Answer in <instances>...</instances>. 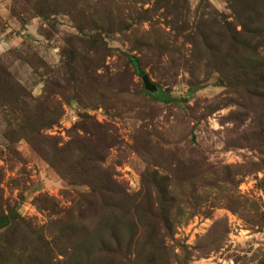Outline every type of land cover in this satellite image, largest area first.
<instances>
[{
	"label": "rangeland",
	"instance_id": "obj_1",
	"mask_svg": "<svg viewBox=\"0 0 264 264\" xmlns=\"http://www.w3.org/2000/svg\"><path fill=\"white\" fill-rule=\"evenodd\" d=\"M0 216V264H264V0H0Z\"/></svg>",
	"mask_w": 264,
	"mask_h": 264
},
{
	"label": "trees",
	"instance_id": "obj_2",
	"mask_svg": "<svg viewBox=\"0 0 264 264\" xmlns=\"http://www.w3.org/2000/svg\"><path fill=\"white\" fill-rule=\"evenodd\" d=\"M9 223V217L0 216V228L6 226Z\"/></svg>",
	"mask_w": 264,
	"mask_h": 264
},
{
	"label": "water",
	"instance_id": "obj_3",
	"mask_svg": "<svg viewBox=\"0 0 264 264\" xmlns=\"http://www.w3.org/2000/svg\"><path fill=\"white\" fill-rule=\"evenodd\" d=\"M141 80H142V83L144 84L145 87H147V88L150 87L149 84L147 83L146 77L143 76L141 78Z\"/></svg>",
	"mask_w": 264,
	"mask_h": 264
}]
</instances>
